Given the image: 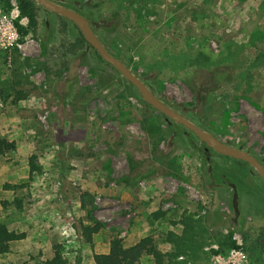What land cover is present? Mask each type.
I'll return each instance as SVG.
<instances>
[{"label":"rangeland","instance_id":"1","mask_svg":"<svg viewBox=\"0 0 264 264\" xmlns=\"http://www.w3.org/2000/svg\"><path fill=\"white\" fill-rule=\"evenodd\" d=\"M53 1L87 17L162 102L264 165V0ZM37 5L26 49L0 46V136L16 145L0 156V222L28 235L0 264H46L56 247L65 264H91L116 235L124 245L149 235L168 253L166 233L185 218L206 229L204 244L174 264H210L203 248L220 246L224 228L241 233L247 264H264V180L204 150L93 48L73 47V23ZM9 11L0 0V18ZM95 222L88 244L82 229Z\"/></svg>","mask_w":264,"mask_h":264},{"label":"trees","instance_id":"2","mask_svg":"<svg viewBox=\"0 0 264 264\" xmlns=\"http://www.w3.org/2000/svg\"><path fill=\"white\" fill-rule=\"evenodd\" d=\"M2 2L6 7H9L7 0H2ZM37 7L39 6L35 0H19L20 15L26 16L28 18L27 27H23L16 23L21 36L26 35L30 31L31 27H35ZM84 44L88 45L80 33L79 38L75 40L72 46L80 47ZM207 74L212 81V83L210 81L209 83H211L213 86L216 85L217 80L213 77L212 72H207ZM200 79L201 75H198L196 78V82H198V84L202 85L204 82L207 83V81H200ZM15 148L16 145L14 141L9 140L4 136H0V156L15 150ZM35 159V156L30 158V165L32 170L39 171V167L32 164L33 160ZM162 215L163 212L155 213L156 217H160ZM181 224L183 229L180 234L174 233L172 231L166 233L165 241L173 246V250L168 253L166 252L167 254L162 253L157 249L153 238L149 235L141 237L136 243L130 246H125L123 239L116 235L113 236L109 241L110 247L108 253H93L92 262L93 264H142V260L146 256H151L155 260L156 264H162L165 258L167 259V263L174 264V260L179 256H182L183 259L184 256L191 255L186 254L188 251L192 250L194 247L200 249L204 244L199 239L203 240L201 233L204 231L206 232V229L202 227L200 228L199 224L193 223L190 218H185ZM102 227V224L98 222H95L92 225L84 226L82 229V236L84 237L85 242L92 244L93 235L97 234L102 229ZM198 234H200V236H198ZM24 237V232L10 230L5 223L0 222V255L8 253L10 250V244L14 241L21 240ZM218 241L220 243L221 250H224L232 245L225 236L220 235V240ZM45 263L65 264V261L62 259L61 254L56 247L54 249L52 258L48 259ZM175 264H186V262L178 261Z\"/></svg>","mask_w":264,"mask_h":264},{"label":"water","instance_id":"3","mask_svg":"<svg viewBox=\"0 0 264 264\" xmlns=\"http://www.w3.org/2000/svg\"><path fill=\"white\" fill-rule=\"evenodd\" d=\"M35 2L44 9L56 13L64 19L72 22L81 33L85 42L97 52L103 61L116 69L137 89L146 104L163 114L165 118L181 124L183 127L194 133L196 137L205 144L206 150L209 148L223 156L244 161L264 180V165L256 157L244 150L225 144L212 133L200 128L156 97L152 90L139 77L133 74L126 64L107 50L104 44L96 36L89 20L84 15L77 10L60 5L53 0H35Z\"/></svg>","mask_w":264,"mask_h":264},{"label":"built area","instance_id":"4","mask_svg":"<svg viewBox=\"0 0 264 264\" xmlns=\"http://www.w3.org/2000/svg\"><path fill=\"white\" fill-rule=\"evenodd\" d=\"M9 1V15H1L0 18V46L15 45L19 50H25L27 43L20 42L21 36L19 34L16 23L23 26V17L20 16V9L15 0ZM28 42V41H27ZM223 235L232 244L230 247L221 250L219 244L212 243L203 248L209 254L210 264H247V256L243 248V238L239 231L234 228H224Z\"/></svg>","mask_w":264,"mask_h":264},{"label":"crops","instance_id":"5","mask_svg":"<svg viewBox=\"0 0 264 264\" xmlns=\"http://www.w3.org/2000/svg\"><path fill=\"white\" fill-rule=\"evenodd\" d=\"M10 230H14V229H12V228H10V227H8ZM27 237H28V235H25V237L23 238V239H21V240H18V241H23V240H27ZM18 241H14V242H18ZM14 242H12V243H14ZM137 242V241H136ZM136 242H134V243H136ZM11 243V244H12ZM133 243V244H134ZM10 244V249H11V247H12V245ZM96 244L98 245V242H96ZM130 245H132L131 243L130 244H127V245H125V246H130ZM109 247H110V244L109 243H107V244H105V246H104V248H102L103 250L102 251H100V252H94V253H108V251H109ZM97 248V247H96ZM10 251V250H9ZM4 255V254H3ZM15 255H17V254H15ZM88 259L89 260H91V264H93V262H92V255H90L89 257H88Z\"/></svg>","mask_w":264,"mask_h":264},{"label":"flooded vegetation","instance_id":"6","mask_svg":"<svg viewBox=\"0 0 264 264\" xmlns=\"http://www.w3.org/2000/svg\"><path fill=\"white\" fill-rule=\"evenodd\" d=\"M204 150H206L205 148H204ZM228 157V156H227ZM237 161H241V162H244V161H242V160H237ZM245 163V162H244ZM246 164V166L248 167V171L250 172V173H252L253 171L255 172V170L253 169V168H250L249 166H248V164L247 163H245ZM256 173V172H255Z\"/></svg>","mask_w":264,"mask_h":264}]
</instances>
